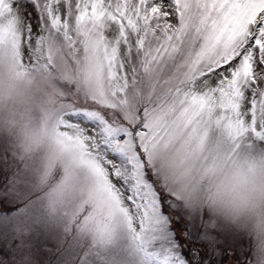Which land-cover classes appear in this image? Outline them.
Segmentation results:
<instances>
[{
    "label": "snow or ice",
    "instance_id": "snow-or-ice-1",
    "mask_svg": "<svg viewBox=\"0 0 264 264\" xmlns=\"http://www.w3.org/2000/svg\"><path fill=\"white\" fill-rule=\"evenodd\" d=\"M38 246L264 264V0H0V264Z\"/></svg>",
    "mask_w": 264,
    "mask_h": 264
},
{
    "label": "rangeland",
    "instance_id": "rangeland-1",
    "mask_svg": "<svg viewBox=\"0 0 264 264\" xmlns=\"http://www.w3.org/2000/svg\"><path fill=\"white\" fill-rule=\"evenodd\" d=\"M231 242V250L237 252L239 250L240 245H244L246 248L249 247L250 240L249 238L245 237L243 239H237L234 241H230V238H226V244ZM46 248H51L53 252H55V248L53 247V242L46 241L45 242ZM45 247L38 246V251L36 254V262L37 264H53L54 256L52 252H48L45 250ZM201 247H204L201 245ZM205 252H207V248L205 247Z\"/></svg>",
    "mask_w": 264,
    "mask_h": 264
},
{
    "label": "trees",
    "instance_id": "trees-1",
    "mask_svg": "<svg viewBox=\"0 0 264 264\" xmlns=\"http://www.w3.org/2000/svg\"><path fill=\"white\" fill-rule=\"evenodd\" d=\"M234 252V251H233Z\"/></svg>",
    "mask_w": 264,
    "mask_h": 264
}]
</instances>
